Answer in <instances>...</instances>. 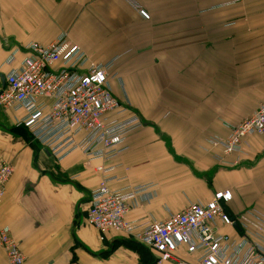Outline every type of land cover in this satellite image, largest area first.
Segmentation results:
<instances>
[{"label":"crops","instance_id":"0c3cea01","mask_svg":"<svg viewBox=\"0 0 264 264\" xmlns=\"http://www.w3.org/2000/svg\"><path fill=\"white\" fill-rule=\"evenodd\" d=\"M134 2L138 7L129 0H0V73L17 65L29 42L49 44L62 33L91 62H113L114 95L143 125L129 132L125 151L103 163L114 167L109 186L152 187L127 214L130 222L165 220L226 190L231 215L264 214V137H247L236 165L217 160L221 148L204 149L264 100V0ZM16 114L0 105V159L15 169L0 227H10L27 264H157L154 250L114 232L102 238L87 224L102 162H87L81 151L58 158L31 139ZM219 226L240 239L237 226ZM200 255L186 246L176 254L191 263ZM0 264H9L2 248Z\"/></svg>","mask_w":264,"mask_h":264},{"label":"built area","instance_id":"2783aa9c","mask_svg":"<svg viewBox=\"0 0 264 264\" xmlns=\"http://www.w3.org/2000/svg\"><path fill=\"white\" fill-rule=\"evenodd\" d=\"M129 1L138 7L134 0ZM24 50L25 56L6 74L0 105L17 113V124L58 158L81 151L87 162H102L95 166L102 178L90 192L86 218L102 238L111 232L131 238L154 250L157 264L169 260L177 264H264V214L249 209L231 215L227 208L232 200L229 190L215 192L206 203L190 202L165 220L151 219L142 226L130 222L127 214L152 196V187L116 190L109 186L114 167L103 163L125 151L129 132L143 125L114 95L110 74L113 62H91L89 55L64 33L49 44L29 42ZM15 62L14 52L8 63ZM228 127L226 137L210 136L204 149L221 148L217 160L236 165L246 138L254 134L264 137V100L250 116ZM234 153L238 155L235 162L227 161L226 157ZM14 170L11 162L0 159V203ZM219 222L237 226L240 239L221 232ZM181 246L190 253L200 252L198 262L179 259L176 254ZM0 248L9 264H27L9 226L0 227Z\"/></svg>","mask_w":264,"mask_h":264},{"label":"water","instance_id":"95a60500","mask_svg":"<svg viewBox=\"0 0 264 264\" xmlns=\"http://www.w3.org/2000/svg\"><path fill=\"white\" fill-rule=\"evenodd\" d=\"M0 79H1V82H2V85H1V88H0V93H1L2 89H4L5 86H6V76L3 73H0Z\"/></svg>","mask_w":264,"mask_h":264}]
</instances>
